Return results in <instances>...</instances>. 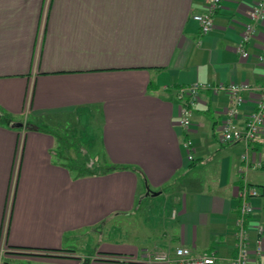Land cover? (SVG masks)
<instances>
[{"label":"crops","instance_id":"0c3cea01","mask_svg":"<svg viewBox=\"0 0 264 264\" xmlns=\"http://www.w3.org/2000/svg\"><path fill=\"white\" fill-rule=\"evenodd\" d=\"M258 1L224 0L204 34L206 0H0V264H174L150 257L180 247L230 264L244 184L264 263V129L224 143L220 89L256 88L244 130L264 94V21L237 51ZM195 83L185 132L176 94Z\"/></svg>","mask_w":264,"mask_h":264},{"label":"built area","instance_id":"2783aa9c","mask_svg":"<svg viewBox=\"0 0 264 264\" xmlns=\"http://www.w3.org/2000/svg\"><path fill=\"white\" fill-rule=\"evenodd\" d=\"M224 0H206V8L204 13L194 15L193 18L201 26L204 34H209L214 28V15L221 7ZM250 22L246 25L242 42L238 45L237 51L243 59L248 58L249 53L245 49V44L251 40L256 34L255 25L264 21V0H259L255 6L248 12ZM259 61L264 63V47L263 53L259 56ZM208 85L195 83L191 86L178 90L177 97L182 101V113L179 125L185 132L189 131L192 124L194 109L200 101L201 92L207 90ZM220 89L227 92L233 102L234 107L226 113V119L223 127L222 141L226 144L245 143L246 145L255 142L264 129V94L260 95L257 100V110L254 111L246 122L244 130H240L235 124L234 119L237 116V108L245 102L243 93H252L256 88L251 87L247 83L231 84L227 87L220 86ZM183 147L187 151H192L193 142L189 138H185ZM189 159L193 160V155H189ZM245 159V157H244ZM261 193L258 188L244 184L240 190V198L242 200L240 219L237 224V257L230 264H251V248L249 244V232L246 228V222L254 212L255 208L251 202L252 199L260 197ZM257 255L264 254V229L258 228L256 240ZM150 261L164 262L174 264H216V258L213 254L205 253L195 256L192 250L180 247L175 251V259L169 254H158L150 257Z\"/></svg>","mask_w":264,"mask_h":264},{"label":"rangeland","instance_id":"374dc122","mask_svg":"<svg viewBox=\"0 0 264 264\" xmlns=\"http://www.w3.org/2000/svg\"><path fill=\"white\" fill-rule=\"evenodd\" d=\"M16 173H17V170H16V172H15V176L17 175ZM78 251H79L80 253H85L84 249H82V248H81V250H78Z\"/></svg>","mask_w":264,"mask_h":264},{"label":"trees","instance_id":"16d2710c","mask_svg":"<svg viewBox=\"0 0 264 264\" xmlns=\"http://www.w3.org/2000/svg\"><path fill=\"white\" fill-rule=\"evenodd\" d=\"M264 257V256H263ZM264 264V263H263Z\"/></svg>","mask_w":264,"mask_h":264}]
</instances>
